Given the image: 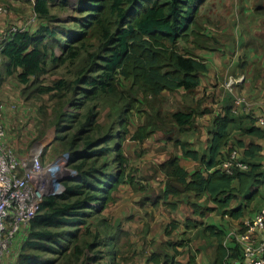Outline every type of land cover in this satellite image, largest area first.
Returning a JSON list of instances; mask_svg holds the SVG:
<instances>
[{"label": "trees", "instance_id": "obj_1", "mask_svg": "<svg viewBox=\"0 0 264 264\" xmlns=\"http://www.w3.org/2000/svg\"><path fill=\"white\" fill-rule=\"evenodd\" d=\"M52 1H23L31 4V12L35 14V21L28 27L22 26L28 17L24 16L25 10L15 12V6L2 5L7 9L3 14L14 10L7 27L15 24L19 30L2 42L0 86L10 76L24 85L33 86L47 73V65L68 62L66 67L70 66L73 79L51 80L48 85L36 86L32 93H52V96L62 98L67 92H73L76 96L69 101L76 107L86 108L82 119L78 114L75 115L78 120H69L75 124V130L57 138L62 149L69 152V164L77 170V176L63 181L65 189L61 194L41 200L18 248L16 264H76L86 249L100 245L106 236L97 230L95 233L89 230L90 223L86 221L101 214L119 184L133 183L125 171L123 141L135 104L134 99L126 98L128 94L118 92L121 80L129 83L130 95L135 92L157 98L163 92L172 93L178 89L194 91L207 71L204 58L197 53V50L207 48L210 41L207 27L198 21L199 8L206 0H77V14L68 20H58L51 11ZM65 2L61 0L60 4ZM92 38L96 42L92 43ZM54 46H58L60 54L55 52ZM107 102L110 109L116 110L114 123L118 127L114 132L110 127L101 132L102 128L96 124L97 110ZM232 103L215 113L212 129L207 133L205 153L171 135L172 132L176 135L175 130L196 128L195 115L203 111L175 109L162 116L160 110H156L155 117L151 116L136 128L131 136L133 140L143 141L160 131L178 146L182 157L199 162L200 167L188 171L180 165L175 153L161 161L158 168L165 178L162 198L166 200L169 194L178 196L181 193L183 202L191 206L195 214L204 215L199 208L205 211L219 208L231 217L241 216L244 204L234 207L231 203L242 194L249 203L256 194L261 174L250 161L247 170L235 169L232 174L222 172L217 165L232 149L243 147L242 155L252 157L262 146L253 141L244 145L243 141L236 140V145L227 147L228 127L236 117ZM5 112L8 123L15 124L13 110L6 109ZM246 116L250 127L245 132L264 141V126L257 122L254 114L247 113ZM62 127L65 126L60 124L57 129ZM79 142L82 143L80 148ZM225 148L227 152L223 153ZM46 151L43 148L42 162L47 160ZM168 203H172V208L177 204ZM84 224L86 226L80 232ZM174 225L171 224V228ZM185 226H203L204 234L214 238L211 264H225L229 258L241 259L236 242L232 247L223 244L222 229L190 218L185 219ZM87 233L89 236L85 235ZM82 234L85 238L81 242ZM113 237L109 236L107 241H112ZM178 244L183 245L182 242ZM42 252L51 256L45 257L40 254ZM177 253L154 251L148 255L147 262L175 264ZM97 256L86 255L85 259L92 260ZM85 263L81 259L77 264Z\"/></svg>", "mask_w": 264, "mask_h": 264}, {"label": "rangeland", "instance_id": "obj_2", "mask_svg": "<svg viewBox=\"0 0 264 264\" xmlns=\"http://www.w3.org/2000/svg\"><path fill=\"white\" fill-rule=\"evenodd\" d=\"M60 1L53 0L51 3V11L56 14L58 20H68L72 15L77 14L75 12L77 0H66L64 5H61ZM253 2H255L254 5L256 6L257 2L255 0ZM208 6L209 4L203 5L201 8H207ZM19 7L25 10L24 16H28L26 19L23 17L25 25L23 24L22 26L28 27L35 21V18L33 21L29 19L34 14L31 12L32 6L29 3H25L24 6L20 5ZM202 18V15L198 18L200 23L203 21ZM23 19L20 18V20ZM91 42H96V39L92 38ZM54 50L57 54L61 53L58 46H54ZM67 63L55 66L47 65V68H49L47 73L42 75L38 83L33 86L24 85L16 77L10 76L5 78L0 87L5 92L6 102L15 104V107L11 109L13 110L12 119L15 124H11V127L21 128V131L25 134L33 135L29 146H33L35 140V146L36 144L41 145V142L45 143L43 148L47 150L46 161L58 160L60 157L65 156L66 159H63L60 163L62 177L71 179L77 176V170L69 164V152L62 149V144L59 143L57 138L65 136L63 133L70 134L75 130V124L72 125V121L69 120L75 118L78 120L75 116L78 114H80L79 117L82 119L86 108L76 107L69 101L70 98L76 96L73 92H67L62 98L52 96V93H32L36 86L48 85L51 80L57 78L73 79V74L69 72L71 70L69 69L70 66L66 67ZM128 85L129 83L126 80H121L117 90L122 95L127 96L128 94L129 97L127 96L126 98L134 99L135 104L130 113L128 133L123 141V152L126 157L125 171L133 179V183L119 184L113 190L111 200L101 214L94 215L86 221V223H90L89 230H92L93 233L97 230L102 232L101 235L105 234L106 236L102 239L100 245L92 249H86L82 257L76 261V264L81 259L86 262L85 264H154L147 262L148 255L154 251L169 254H173L176 251L178 252V259H180V256L185 257L186 254L190 258L192 256V248L186 245L184 249V246L178 244L186 240L182 239L184 237L183 230H186L185 219L200 220V218H206L210 213V211L199 208V211L204 212V215L195 214L193 208L183 202L184 196L181 193L178 196L169 194L166 200L162 198L165 178L158 168L160 155L167 152L169 156L178 151V146L172 144V141H160V137L166 141L167 135L164 133L162 135L156 134L158 132L156 129V132L154 131L155 135L153 133L143 141H135L131 138L139 125L150 120L151 116H156V110H160L161 115L165 116L171 111L180 108L176 103V96L179 92H163L157 98L149 95L142 96L135 92L130 95L128 93ZM108 104V102L105 103L103 107L97 110L96 124L102 128L101 132L106 131L109 127L110 131L114 132L118 127L114 123L116 110L115 108L110 109ZM59 118L61 119L56 125ZM60 124L65 127L59 130L57 126ZM195 127L197 128V126ZM16 129L12 130V133L19 139L18 133L20 130L17 131ZM189 130L181 131V133H176V135L172 132L171 135L181 138L185 135V131ZM94 132L95 134L98 133ZM16 141L17 143L19 142L17 139ZM18 145H21V143L19 142ZM77 146L80 148L82 143L79 142ZM25 151H21L22 156H29V153L26 154ZM18 155L21 154L18 153ZM109 155L111 156V153ZM242 158L245 160L244 157ZM245 161L248 162L247 159ZM168 202H177L174 205V208H176H172V203ZM182 203L185 205L183 204L184 206H182ZM199 204L203 206L202 203ZM171 224H175V227L171 228ZM85 226L86 224L80 229V232ZM166 229H168L167 234L165 233ZM85 235L89 236L88 233ZM85 235L82 234L81 242ZM111 235L115 237L108 242L107 239ZM170 244L173 246H170ZM40 254L45 257L51 256L44 252ZM86 255L98 256L96 259L86 260ZM176 261L178 262L177 259Z\"/></svg>", "mask_w": 264, "mask_h": 264}, {"label": "crops", "instance_id": "obj_3", "mask_svg": "<svg viewBox=\"0 0 264 264\" xmlns=\"http://www.w3.org/2000/svg\"><path fill=\"white\" fill-rule=\"evenodd\" d=\"M206 0L199 8V16H203V24L207 27L206 33L210 39L207 48L197 50L198 55L204 58L207 65V71L201 76L199 85L194 91L186 92L184 89H178L172 93L179 92L176 96V103L181 110L194 109L200 110L195 116L197 128L185 131L179 139L186 141L189 147L199 149L200 153H205V144L207 133L212 129V119L215 113L219 112L222 107L229 105L236 96H244L253 106L254 116L259 114L260 107L264 103V0ZM13 5L16 8L20 5L24 6L22 0H0V5ZM209 6L201 8L203 5ZM253 4V7H252ZM202 9V10H201ZM13 10V12H14ZM263 11V13H262ZM13 12L9 14L0 13V31L8 26V22L13 17ZM250 24L248 25V23ZM229 78H239L231 86H226ZM0 99L6 102L5 92L0 87ZM207 109V111H206ZM205 110V112H204ZM6 111V110H5ZM4 111V122L6 127V139L13 150L21 155L22 150H26V154H32L39 144L34 141L33 146H29L30 139L33 135L25 134L21 129L12 128L8 123L7 112ZM247 113L238 110L235 119L229 124V140L227 147L236 145V140L243 141L244 145L253 141L259 143L262 148L252 157L242 155L243 147H239L241 157L247 158L251 164L256 166V172L261 174L259 182L256 186V194L249 203H246L244 195H240L234 199L231 206L244 204L240 217H231L223 214L219 208L210 210L206 218H200L203 225H214L224 232L223 244L232 247L237 243L236 234L242 223L249 219L258 209L264 207V149L263 139L245 132L250 127ZM19 131V139L13 135L12 130ZM176 133L181 131L175 130ZM15 133V131H14ZM156 134L162 135L158 131ZM155 135V133H154ZM160 137V136H159ZM168 138V135H167ZM16 139L21 143L18 145ZM161 142H167L168 139ZM42 144H45L41 142ZM227 148L223 149L224 153ZM227 152V151H226ZM175 154L179 156V163L186 170L191 171L199 162L184 158L178 150ZM160 162L168 158L167 152L160 155ZM200 167V166H199ZM182 203L181 205H183ZM213 206V204H210ZM212 215V216H211ZM211 218H210V217ZM192 217V216H189ZM203 226L185 228L183 245L192 248L193 261L189 262V256L185 257L178 254L175 255V264H211L215 241L213 237L204 234ZM185 242H187L185 244ZM178 249L181 250L180 247ZM225 264H242L240 257L229 258Z\"/></svg>", "mask_w": 264, "mask_h": 264}, {"label": "built area", "instance_id": "obj_4", "mask_svg": "<svg viewBox=\"0 0 264 264\" xmlns=\"http://www.w3.org/2000/svg\"><path fill=\"white\" fill-rule=\"evenodd\" d=\"M23 1L33 3L35 0ZM6 12L7 9L0 5V13ZM34 18L35 14L29 19L33 21ZM18 30V26L12 24L0 31V65L3 40ZM236 81L239 78H229L226 86ZM232 102L233 112H253V106L244 96H236ZM14 107L15 104L0 100V264H16L18 248L28 232L30 220L39 210L41 200L46 196L59 195L65 189V179L60 169L65 156L42 162L43 144L29 156H17L14 153L6 139L4 124V111ZM255 117L264 126V103ZM217 168L232 174L235 169L247 170L249 165L237 149H232ZM236 240L241 250L242 264H264V207L242 223Z\"/></svg>", "mask_w": 264, "mask_h": 264}]
</instances>
